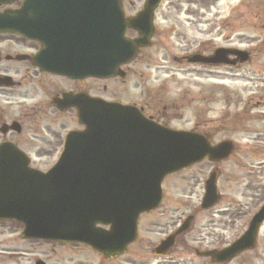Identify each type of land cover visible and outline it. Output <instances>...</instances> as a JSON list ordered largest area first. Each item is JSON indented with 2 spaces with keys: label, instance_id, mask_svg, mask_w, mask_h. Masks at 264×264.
<instances>
[{
  "label": "water",
  "instance_id": "obj_1",
  "mask_svg": "<svg viewBox=\"0 0 264 264\" xmlns=\"http://www.w3.org/2000/svg\"><path fill=\"white\" fill-rule=\"evenodd\" d=\"M122 1L24 0L20 10L0 14V32L39 40L43 29H52L54 37L60 36L57 29H64L72 41L69 49L47 50L54 59L45 67L39 64L41 58L35 59L36 65L71 78L123 76L119 66L131 62L139 48L149 46L153 12L160 0H147L143 10L130 19L124 18ZM127 29L139 37L126 39ZM228 53L219 49L211 58L190 61L228 64ZM236 54L240 62L246 61V53ZM56 103L60 109L74 107L84 130L67 135L57 163L47 172L29 169L15 147H0V220L21 223V237L26 240L79 242L108 258L122 255L135 240L138 216L159 206L166 175L204 158L223 160L232 150L229 142L212 147L197 133L162 127L130 106L84 95H68ZM216 200L211 175L202 208ZM190 219L179 233L188 228ZM263 219L264 206L239 240L221 251L199 255L217 262L230 260L254 245ZM96 225L110 228L106 231ZM172 243V238L167 239L157 252Z\"/></svg>",
  "mask_w": 264,
  "mask_h": 264
},
{
  "label": "rangeland",
  "instance_id": "obj_2",
  "mask_svg": "<svg viewBox=\"0 0 264 264\" xmlns=\"http://www.w3.org/2000/svg\"><path fill=\"white\" fill-rule=\"evenodd\" d=\"M142 1L127 0V13L138 10ZM155 26L152 47L126 67V77L92 82L91 93L126 103L150 102L170 127H200L214 143L233 141V155L217 166L204 161L167 178L160 209L141 219L140 239L122 258L107 261L78 244L23 240L20 224L0 222V264H34L37 258L45 264H216L197 257L192 248L221 249L246 230L264 202V0H163ZM219 47L248 51L251 60L232 68L174 59ZM72 127L65 122L62 129ZM33 135L39 133H27L30 143L36 142ZM215 167L220 197L214 208L202 211L204 181ZM190 214L191 227L179 240L185 245L173 247L169 256L154 257L150 249L166 230L164 222H180ZM226 264H264V223L255 248Z\"/></svg>",
  "mask_w": 264,
  "mask_h": 264
},
{
  "label": "flooded vegetation",
  "instance_id": "obj_3",
  "mask_svg": "<svg viewBox=\"0 0 264 264\" xmlns=\"http://www.w3.org/2000/svg\"><path fill=\"white\" fill-rule=\"evenodd\" d=\"M22 2L23 0H14L11 4L0 3V12L17 10L21 7ZM59 26L62 27L63 24L59 23ZM65 26L67 27L66 24ZM57 31V35L60 36L54 37L52 29H43L41 39L39 40L0 33V146L2 144H14L27 155L31 166L52 165L61 150L64 132L70 130V128L62 129L65 122L75 123L76 111L72 107L66 109L58 108L55 103L57 98H61L66 94H87L104 98L102 95L91 93V85L93 81H95L94 83H99L106 82V80H92L88 78L77 81L57 76L41 68L50 64L54 59V56L44 51L48 50L50 52L53 49L64 51L65 49H69L71 45V40L66 38L65 30L57 29ZM36 56L37 59L41 58L39 62L41 67L38 64H34ZM179 61L184 62L183 60ZM106 89L107 87L104 85L103 90ZM35 94L40 96H31ZM28 100L31 102L28 103ZM120 102L126 104V102ZM130 104L137 106L147 117L156 122L161 124L166 122V118L163 115H159L155 112V108H151L150 102L147 103L145 101L141 104ZM14 106L17 113L15 115L16 118L12 119L11 111ZM162 109L159 108L160 111ZM48 115L50 116L49 119L43 118ZM59 128L62 129L63 133ZM199 128H194L193 130L201 132ZM28 132L39 133V135H33L31 138L32 141H36L38 144L36 142H29V138L27 139ZM201 133L207 135L211 144H216L212 141V136L209 133ZM217 173H219L218 170ZM158 210L142 214L140 220ZM165 222L164 227L166 230L164 234L174 225L171 220ZM181 238H176V245L183 243L179 242ZM169 254L170 250L159 258L169 256ZM117 259L119 257L114 260ZM105 260L114 261L110 259ZM160 264H166V262Z\"/></svg>",
  "mask_w": 264,
  "mask_h": 264
}]
</instances>
